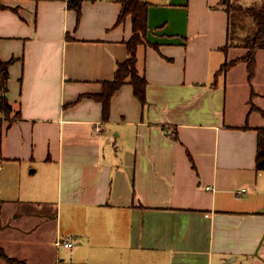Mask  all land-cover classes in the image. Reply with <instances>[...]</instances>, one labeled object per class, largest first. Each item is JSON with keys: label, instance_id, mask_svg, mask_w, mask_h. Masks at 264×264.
I'll return each mask as SVG.
<instances>
[{"label": "crops", "instance_id": "crops-1", "mask_svg": "<svg viewBox=\"0 0 264 264\" xmlns=\"http://www.w3.org/2000/svg\"><path fill=\"white\" fill-rule=\"evenodd\" d=\"M68 1L0 8L19 112L0 115V264H264V48L251 80L245 61L220 72L244 54L229 57L225 0H143L146 102L126 82L105 117L96 95L132 16L82 0L78 18Z\"/></svg>", "mask_w": 264, "mask_h": 264}, {"label": "trees", "instance_id": "trees-1", "mask_svg": "<svg viewBox=\"0 0 264 264\" xmlns=\"http://www.w3.org/2000/svg\"><path fill=\"white\" fill-rule=\"evenodd\" d=\"M4 0H0V8H4ZM230 0H225L226 10L229 15L228 39L237 16L233 15L237 11ZM82 0H69V7L77 10L78 18H80ZM122 10L119 15V21L124 20L128 15L132 16L133 34L127 41L129 56L123 62L117 65L112 80L103 83V91L96 95V98L102 102L103 113L105 117L110 114L111 98L113 94L124 83L130 82L134 87V92L141 102H146L147 84L146 76L141 75L137 68V49L141 44L146 43V34L148 31V7L149 4L143 0H122ZM242 19L243 17H250L254 22L255 29L250 38H246L244 47L247 49L244 54L237 56L231 60L225 61L221 66L220 72H225L232 65L239 61H245L248 65L249 79L251 80L255 74V56L259 48H264V4L257 7L254 5L242 6L238 9ZM15 61L14 58L10 60H3L0 57V115H9L14 107L7 96L9 84V67ZM252 109H258L264 116V109L252 105ZM19 114V112H16ZM258 144H257V168L264 169V126L258 128ZM22 264H25L22 262Z\"/></svg>", "mask_w": 264, "mask_h": 264}, {"label": "rangeland", "instance_id": "rangeland-1", "mask_svg": "<svg viewBox=\"0 0 264 264\" xmlns=\"http://www.w3.org/2000/svg\"><path fill=\"white\" fill-rule=\"evenodd\" d=\"M232 1V5L237 8L233 15L237 16V19H235L233 26L231 25V31L229 34V43L228 46L233 47L231 49V53H230V58L235 57L238 54L241 53H245V51L247 50L244 47L245 44V40L246 38H250L251 35L254 32L255 29V25L254 22H252L250 17H243V20L241 22V24H239L238 22H240V20L242 19L240 13V11L238 10L240 7L242 6H249V5H254V6H261L262 4H264V0H230ZM18 114L16 113V110L13 109V111L9 114V115H4L7 118H14L15 116H17ZM57 247V246H56ZM55 247V251H58V249H56ZM102 249H99L100 255L102 253ZM64 252L65 250H62V257H64ZM46 256H44L45 258ZM47 258L50 259V263L48 264H52V257L49 256V254L47 255ZM59 258V257H58ZM60 259V258H59Z\"/></svg>", "mask_w": 264, "mask_h": 264}, {"label": "built area", "instance_id": "built-area-1", "mask_svg": "<svg viewBox=\"0 0 264 264\" xmlns=\"http://www.w3.org/2000/svg\"><path fill=\"white\" fill-rule=\"evenodd\" d=\"M97 129L99 130L100 126H97ZM74 241H75L74 238H71V237H68V238H65V239L61 238V239L57 240L56 244L58 246L63 245L65 247H71V246H73Z\"/></svg>", "mask_w": 264, "mask_h": 264}]
</instances>
